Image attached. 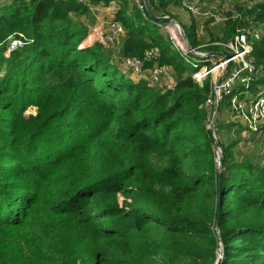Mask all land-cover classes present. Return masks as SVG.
<instances>
[{
  "label": "trees",
  "instance_id": "obj_1",
  "mask_svg": "<svg viewBox=\"0 0 264 264\" xmlns=\"http://www.w3.org/2000/svg\"><path fill=\"white\" fill-rule=\"evenodd\" d=\"M119 1L122 57L158 47L174 90L134 81L111 49L88 44L83 19L92 15L79 0L0 5V264H264V161L236 158V143L221 139L219 130L240 134L219 122L230 97L214 123L218 166L207 129L209 84L193 80L146 5L145 17ZM148 3L173 19L169 8L182 6ZM237 12L242 19L218 26L211 40L262 27L255 92L264 87V0H246ZM194 19L183 29L198 47ZM17 34L29 43L6 57ZM30 108L36 114L28 117Z\"/></svg>",
  "mask_w": 264,
  "mask_h": 264
},
{
  "label": "built area",
  "instance_id": "obj_2",
  "mask_svg": "<svg viewBox=\"0 0 264 264\" xmlns=\"http://www.w3.org/2000/svg\"><path fill=\"white\" fill-rule=\"evenodd\" d=\"M11 1L14 0H0V5ZM131 1L146 17L143 0ZM245 1L242 0V2ZM79 2L88 7L90 15L101 21L102 28L99 42L107 49L120 44L121 40L123 42L126 29L116 19V14L121 8V1L112 0L108 3L100 2L98 4L86 0H79ZM181 4L192 17L203 20L209 29H214L230 20L242 19L241 14L234 9L228 0H223L220 9L206 8L205 0H181ZM101 14L107 17L102 19ZM157 26L184 62L194 69L193 80L201 87L205 83L209 84L210 90L205 102L208 112L207 129L212 130L213 118L217 117L216 109L226 97H230V111L234 118L238 119V124H240L242 130L252 135L263 134L264 87L259 86L255 92L251 91L253 83L262 73V67H259L253 53L254 42L261 39L262 27L253 26L238 30L236 36L230 41H212L198 47H192L180 24L158 22ZM8 41L6 57L24 49L29 43L22 34L12 35ZM87 42H89V38H87ZM215 48L220 51L221 57L213 52ZM160 56V49L151 47L144 52L142 57L127 55L123 56L120 59L121 61L114 59L113 62L125 73L146 79L152 86L164 90H174L177 82L173 69L171 66L161 65L159 62ZM213 136L216 138L215 128ZM217 150L219 151L216 162L220 166L221 150L218 148Z\"/></svg>",
  "mask_w": 264,
  "mask_h": 264
},
{
  "label": "rangeland",
  "instance_id": "obj_3",
  "mask_svg": "<svg viewBox=\"0 0 264 264\" xmlns=\"http://www.w3.org/2000/svg\"><path fill=\"white\" fill-rule=\"evenodd\" d=\"M130 5H134V2L131 0H128ZM232 6L234 7L235 10H237V7L241 5L242 0H228ZM223 4V0H205V7H213L214 9H220L221 5ZM170 11L172 14L176 17L175 20H177L180 25L185 28L190 26L193 22V17L186 11L182 6H171ZM107 16L101 14V18L104 19ZM96 17L91 16L88 21L84 20L88 24H95L96 22ZM195 24L197 26V30L199 33V39L200 41L204 43H209L212 42L211 40V35L214 34L220 35L221 30L220 27H216L214 29H209L208 25L201 19H194ZM164 34L163 32H161ZM165 35V34H164ZM122 40L120 41V44H116L114 47L111 48V50L114 51L116 54L115 58L118 61H121L122 57V51L120 50V47L122 46ZM94 43V42H93ZM36 114V108H30L27 112L26 115L29 117L31 115ZM219 122L221 125H230V124H235L236 127H239L238 130H240L239 135H231L230 132H228L226 129L221 131L219 130V133L221 135V139L225 142H235V148H234V153L236 158H241L242 155H249L252 156L255 159L264 161V133L261 135H252L250 133H246L245 131L241 130L242 127L240 124H238V119L234 118V115H232L231 111L228 109H225L219 119ZM243 131V132H242ZM239 141H243L240 145H238ZM219 150H216V155ZM221 153V152H220ZM122 201V200H121Z\"/></svg>",
  "mask_w": 264,
  "mask_h": 264
},
{
  "label": "water",
  "instance_id": "obj_4",
  "mask_svg": "<svg viewBox=\"0 0 264 264\" xmlns=\"http://www.w3.org/2000/svg\"><path fill=\"white\" fill-rule=\"evenodd\" d=\"M144 3L147 7V10L148 12L150 13V15L152 16V18L154 19V21H157V22H165V23H175V24H180L177 20L171 18V17H158L154 14V12L152 11L149 3H148V0H144ZM187 38V37H186ZM218 56H222V54H216ZM228 68L226 69V72H227ZM225 72V73H226ZM221 80L219 81V84H220ZM217 111V109H216ZM216 121V117L213 118V125H212V130H211V133L214 134V123ZM216 140V147L218 149L221 150V145L220 143L217 141V139L215 138ZM222 177V172H220V179ZM219 228H220V222H219V219H218V222H217V227H216V231H217V240L220 242L221 246L224 247V243L222 240H220V237H219Z\"/></svg>",
  "mask_w": 264,
  "mask_h": 264
},
{
  "label": "crops",
  "instance_id": "obj_5",
  "mask_svg": "<svg viewBox=\"0 0 264 264\" xmlns=\"http://www.w3.org/2000/svg\"><path fill=\"white\" fill-rule=\"evenodd\" d=\"M95 19H96L95 24H89V26H90V33H89V37L88 38H89V42H91V43L88 42V44H92L93 42H97L100 39L102 23L97 18H95ZM120 50H122V46L120 47ZM111 52L113 54V57H115L116 54L114 53V51L111 50ZM121 70L124 72L123 69H121ZM125 74L127 76H129L131 79H133L134 81H138V80L141 79L140 77L133 76L130 73H125Z\"/></svg>",
  "mask_w": 264,
  "mask_h": 264
}]
</instances>
